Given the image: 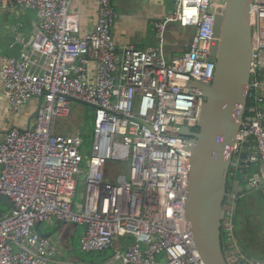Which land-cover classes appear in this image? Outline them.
<instances>
[{
	"label": "built area",
	"instance_id": "obj_1",
	"mask_svg": "<svg viewBox=\"0 0 264 264\" xmlns=\"http://www.w3.org/2000/svg\"><path fill=\"white\" fill-rule=\"evenodd\" d=\"M72 3L0 0V9H30L37 19L32 36L19 38L17 55L0 52L2 93L11 115L42 97L29 124L0 134V194L12 202L0 217V264H205L185 216L190 138L180 131L198 125L204 98L190 82L213 79L215 13L223 12L225 0H173L174 9L154 22L160 42L173 21L195 31L187 50L172 57L162 45L119 50L114 0H98L95 28L81 34ZM251 25L248 98L264 86V0H254ZM71 98L95 108L88 154L81 132L55 130L70 113ZM254 116L249 123L244 118L229 149L235 156L254 138L248 159L264 162L262 106H255ZM113 160L129 162V178L110 179L107 165ZM81 176L84 190L77 200ZM234 216L228 210L221 226L231 248ZM54 220L85 225L84 251L114 247V254L102 262L61 259L52 237L35 229ZM128 236L130 243L122 241Z\"/></svg>",
	"mask_w": 264,
	"mask_h": 264
},
{
	"label": "water",
	"instance_id": "obj_2",
	"mask_svg": "<svg viewBox=\"0 0 264 264\" xmlns=\"http://www.w3.org/2000/svg\"><path fill=\"white\" fill-rule=\"evenodd\" d=\"M252 4L253 0H226L223 12L215 14L213 34L216 39L210 47L209 56V60L215 63L214 77L210 82L191 80L190 87L197 90L204 101L197 127L192 130L183 126L180 131L190 138L187 145L190 160L185 216L205 264H234L223 249L222 221L231 209L235 211L236 217L239 198L254 188L250 183L244 186L240 179H235L230 190V175L237 170L247 173L253 164H259L264 177V162H251L248 159L255 151L254 138L245 141L235 156L229 149L244 118L247 123L255 118L254 114L247 115L253 51ZM71 99L94 107L81 99ZM41 101L42 97L39 98L38 106ZM36 111L30 115L28 124ZM249 111L254 113L255 107ZM0 200L12 206L7 196L0 194ZM40 225L37 223L35 229L49 236L41 232ZM233 234L236 245L245 254L240 263L264 264V258L250 256L241 245L236 221ZM244 240L251 246V239L246 236Z\"/></svg>",
	"mask_w": 264,
	"mask_h": 264
},
{
	"label": "crops",
	"instance_id": "obj_3",
	"mask_svg": "<svg viewBox=\"0 0 264 264\" xmlns=\"http://www.w3.org/2000/svg\"><path fill=\"white\" fill-rule=\"evenodd\" d=\"M97 3L98 0H73L71 10L78 14L81 34L92 31L95 28L97 20ZM114 3L116 4L115 8L117 16L113 26V35L116 46L119 50H123L124 47L128 45L140 49L158 47L162 45L167 57L179 56L187 50L188 45L194 35L195 28L193 26L183 27L178 21L169 23L164 32L163 44L160 42L158 32L155 28L154 22L161 19L169 11L174 9L173 0H114ZM12 9H19V7ZM26 10L27 9H23V13L26 16L25 22L20 23L19 26L13 28V30L16 31L14 36H6L3 43L6 42L4 46L7 52L2 53L8 55H17L22 47L19 38L22 36L31 37L35 31L37 19L33 12H28ZM0 11L4 10L0 9ZM7 28L10 27L7 26ZM262 92L264 97V87H262ZM38 103L39 98H33L23 111L31 109L30 114H32L36 110ZM0 115L2 117L7 116L10 125L15 124L26 126L28 124L27 121H29L28 119H20L19 117H21L22 114L19 116L11 115L8 101L2 93L1 80ZM2 123L3 121L0 118V125ZM252 178L260 179V184L252 187L257 191V194L259 193L264 196V177L260 167L255 169ZM10 209L11 207L9 208L8 212ZM5 213H7V211ZM244 225H246V228H244ZM250 226L249 220L243 222L242 224L241 233L244 235V237L247 236L249 239H251L252 242L251 246H243L245 247L246 251H249L248 253L250 256L264 258V255L260 254L258 256L255 254L258 251L264 253V244H262L260 241H257L256 238L252 236L253 233L251 232ZM40 230L42 233L49 234V236L52 235V233H49L50 229L42 231L41 225ZM234 241L237 243L236 240ZM247 248H249V250H247ZM236 249L238 251L236 255L232 256L229 253L228 254L230 258L239 260L240 258H243L245 254L240 251L239 246H236Z\"/></svg>",
	"mask_w": 264,
	"mask_h": 264
},
{
	"label": "rangeland",
	"instance_id": "obj_4",
	"mask_svg": "<svg viewBox=\"0 0 264 264\" xmlns=\"http://www.w3.org/2000/svg\"><path fill=\"white\" fill-rule=\"evenodd\" d=\"M114 6L116 4L114 3ZM116 9V8H115ZM4 11H0V52H7L5 49V43L3 41L5 40L6 36H14L16 31L13 30V28L20 25V23H24L26 16L23 13V9H12L6 7L5 9H1ZM33 12L32 10H28V12ZM34 13V12H33ZM35 15V13H34ZM36 17V15H35ZM9 26L10 28H7ZM21 29V28H20ZM261 96L263 97L262 89L257 88L255 90L254 96L251 97V100H254L256 102L257 107L262 106L264 108V97L261 102L257 101V97ZM89 108L91 106L79 103V102H73L71 111L68 115L61 117L56 124L55 130L60 133L64 134H74L77 132H81L84 137V145L82 148L86 149L87 153H89L91 148V143L93 140V122L91 117H86L87 111H89ZM31 109H27L26 111H23L21 114L22 116L19 117L20 119H29L30 117ZM1 120L3 123L0 125V133L6 132L11 126L15 125L9 124V120L7 119V116L2 117L0 115ZM17 118V117H16ZM18 118V119H19ZM8 122V123H7ZM21 126V125H18ZM65 131H61V130ZM259 167V164H253L251 166L250 173H253L255 169ZM107 170L109 177L112 181H115V177L119 174L126 176L129 178V162L127 161H110L107 165ZM84 190V183H83V176H81V179L78 184V191H77V200H80L81 194ZM254 193H249L241 196L238 201V210L236 211V218L235 221L237 222L238 232L239 235H242L241 245H244L247 247L246 240H244V235L241 233L242 224L243 222L249 220L250 222V229L253 233V237L256 238L257 241H260L262 244H264V196L261 194H257L256 190H253ZM10 208L9 205L4 203L0 200V216L4 211H7ZM235 214V211H233ZM240 215L244 216L242 217L243 221L240 220ZM234 221V219H233ZM247 223V222H246ZM244 228H246V225H244ZM42 231L49 230V233H52L51 237L53 240L54 245L59 248L62 251V255L60 256L61 259L64 260H72V261H86V262H102L105 261L107 258L111 257L114 252L115 248H109L103 252L99 251H84L81 249V235L82 232L85 229V225H76L73 223H60L57 220H54L50 223H42L41 224ZM124 242L130 243L132 241V237L128 236L124 239H122ZM121 241V242H122ZM116 245L120 244L118 241L115 242ZM124 246V245H123ZM249 250V248H247ZM227 252L230 255H236L237 249L227 247ZM247 253L249 251H246ZM258 256L264 255V253H261L260 251L256 252ZM258 258V257H257ZM159 259L163 260V257H159ZM232 259V258H231ZM234 261L238 259H232Z\"/></svg>",
	"mask_w": 264,
	"mask_h": 264
},
{
	"label": "trees",
	"instance_id": "obj_5",
	"mask_svg": "<svg viewBox=\"0 0 264 264\" xmlns=\"http://www.w3.org/2000/svg\"><path fill=\"white\" fill-rule=\"evenodd\" d=\"M29 9H27L26 11H28ZM262 79H264L263 77H262ZM264 87V86H263ZM260 89V88H259ZM261 89H262V87H261ZM252 99V98H251ZM250 98L248 99V109H247V115H253L254 113H252V112H250L249 111V109L251 108V107H255V106H257L256 105V102L254 101V100H251ZM86 115V117H91V119H92V122L94 123V117H95V108L94 107H91V108H89V111H87V113L85 114ZM61 131H65V130H61ZM250 170H251V168H249L248 169V172L247 173H245L243 170H240V171H236L234 174H231L230 175V177H229V181H228V188L231 190V188H232V186H233V181L235 180V179H240L241 180V184L242 185H246L247 183H250V181H251V178H252V176H253V173H250ZM249 193H254L253 191H251V192H249ZM249 193H246V194H249ZM239 208V207H238ZM238 208H237V210H238ZM9 210V209H8ZM8 210H7V212H8ZM5 212L6 211H4L2 214H1V216L3 215V214H5ZM0 216V217H1ZM237 216V215H236ZM235 217V216H234ZM240 218L242 219V216L240 215ZM99 252H103V251H99Z\"/></svg>",
	"mask_w": 264,
	"mask_h": 264
},
{
	"label": "flooded vegetation",
	"instance_id": "obj_6",
	"mask_svg": "<svg viewBox=\"0 0 264 264\" xmlns=\"http://www.w3.org/2000/svg\"><path fill=\"white\" fill-rule=\"evenodd\" d=\"M234 215H235V214H234ZM242 217H244V216L242 215ZM235 218H236V217H234V221H235ZM240 220H241V222L243 221V219H241V218H240ZM245 231H246V230H245ZM248 232H249V231H248ZM239 236H240V235H239ZM240 237H241V239H242V235H241ZM221 238H222V245H223L224 252H225L227 255H229L228 252H227V247H228V245H227V241H226V238H225V234H224L223 229H222ZM234 240H236L235 236H234ZM236 241H237V240H236ZM234 245H235V247L237 246L236 243H235ZM241 259H242V258H240L239 260H236V261L234 262V264H242V263H240V260H241Z\"/></svg>",
	"mask_w": 264,
	"mask_h": 264
},
{
	"label": "bare ground",
	"instance_id": "obj_7",
	"mask_svg": "<svg viewBox=\"0 0 264 264\" xmlns=\"http://www.w3.org/2000/svg\"><path fill=\"white\" fill-rule=\"evenodd\" d=\"M253 2H254V0H253ZM225 3H226V0H225ZM253 5V4H252ZM216 13H222V12H216ZM215 13V14H216ZM251 13H252V8H251ZM214 22H215V20H214ZM215 72V71H214ZM214 77V76H213Z\"/></svg>",
	"mask_w": 264,
	"mask_h": 264
}]
</instances>
